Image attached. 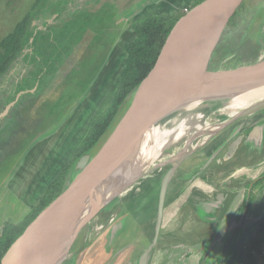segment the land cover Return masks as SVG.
<instances>
[{"label":"rangeland","instance_id":"obj_1","mask_svg":"<svg viewBox=\"0 0 264 264\" xmlns=\"http://www.w3.org/2000/svg\"><path fill=\"white\" fill-rule=\"evenodd\" d=\"M35 1L0 0V40L27 14L36 16L38 10L34 9ZM194 2L195 0H53V10L50 11L53 18H49L47 25L44 26V17L33 21L36 29L32 30L31 37H36L39 31H43V37H47L51 27L49 37L60 44L68 39V45L60 46L61 48L55 45L51 48V51L60 49L54 63L55 71L47 79L41 77L35 88L32 87L35 83L31 74L34 73L33 62L31 59L27 63L22 62L24 56L15 62L6 74L0 76V119H4V127L0 129V234L5 222H20L38 204L48 184L70 161L74 150L86 136L94 120L100 117L108 106L123 71V45L126 44L125 41L133 39L131 25L151 14L161 15L191 9ZM243 2L225 22L218 36L220 38L231 29V18H234L233 24L239 21L241 27L249 21L251 24L245 36L246 48L225 60L218 71L251 65L246 63V60L254 55L259 56L258 59L255 58V62L264 61V0ZM59 8L62 10L57 13ZM84 27L87 32H81ZM111 42L115 52L109 55ZM71 44L76 47L69 49ZM96 47L104 52L98 53L99 50H96L95 55H87ZM259 49H262L261 55ZM68 71L70 72L65 76ZM22 80L25 81L24 88L28 90L31 85L30 91L33 92H25L26 95L20 98L23 93L16 96V90ZM129 101L130 98L123 104L120 118L128 108ZM5 108H8L7 112ZM234 116L235 113L217 112L207 116L201 126L220 127ZM119 117L91 150V157H94L105 143ZM196 131L197 128L191 129L188 134L172 144L167 143L157 158L143 170V174L162 162L161 167L153 169L150 173L162 171L165 174L169 169L168 163H165L167 160L174 165L187 158L198 160L202 157L198 156L200 149L194 153H191V150L195 146L200 147L201 140L205 144L206 141L215 140L212 136L221 133L215 131L206 136L194 137ZM191 137L193 141L189 139ZM258 139L256 137L253 141L258 142ZM185 143L187 148L180 154ZM73 164L67 167L63 188L70 186L78 178L79 171L76 169V163ZM254 166L239 169L241 179L249 176L248 183L252 187L249 193L251 203L244 216V219L247 217L246 224L258 221L264 215V181L256 183L258 178L264 180V160ZM193 174L196 175V172ZM198 180L199 183L202 182V179ZM137 181L122 193H129ZM240 193L246 192L241 190ZM242 201L244 204V198L241 204ZM112 225L111 223L109 227ZM88 228L86 226L81 230L80 236L76 238L77 242H85ZM86 237L89 239V234ZM95 242L84 244V247H87L85 253L90 252L88 250L92 249ZM258 264H264V246L258 254Z\"/></svg>","mask_w":264,"mask_h":264},{"label":"water","instance_id":"obj_2","mask_svg":"<svg viewBox=\"0 0 264 264\" xmlns=\"http://www.w3.org/2000/svg\"><path fill=\"white\" fill-rule=\"evenodd\" d=\"M243 1L204 0L177 20L154 66L129 95L128 108L100 150L94 157L85 154L76 161L78 178L25 228L0 264H63L81 230L128 186L159 166H152L145 174L141 172L113 196L105 188L108 178L117 172L133 149L139 147L148 132L154 128H175L197 116L221 112L223 104L232 96L264 86V61L227 71H207L220 29ZM195 102L194 107L186 108ZM262 110L264 106L238 112L216 132L243 116ZM190 140L193 141V137ZM173 172L171 167L161 180L154 237L137 264H147L157 242L165 193Z\"/></svg>","mask_w":264,"mask_h":264},{"label":"crops","instance_id":"obj_3","mask_svg":"<svg viewBox=\"0 0 264 264\" xmlns=\"http://www.w3.org/2000/svg\"><path fill=\"white\" fill-rule=\"evenodd\" d=\"M212 138L200 145L204 157L173 164L158 241L147 264H219L246 196L240 191L249 182V176L241 179L239 169L264 160V110L237 119ZM211 154L215 158L199 183L193 173ZM161 172L147 173L110 203L118 217L75 264H137L154 237Z\"/></svg>","mask_w":264,"mask_h":264},{"label":"trees","instance_id":"obj_4","mask_svg":"<svg viewBox=\"0 0 264 264\" xmlns=\"http://www.w3.org/2000/svg\"><path fill=\"white\" fill-rule=\"evenodd\" d=\"M52 1L53 0H36L34 4L36 5L34 9L38 10L36 16L33 17L27 14L18 22L10 33L0 40V76L6 74L8 69L23 56L22 62L27 63L29 59H31L30 61L35 65V69H33L34 73H31L33 74L32 79L35 82H37L40 77H45L47 79L48 76H52L55 71L54 63L59 56L60 49L51 51V48H54L55 45H57L58 48H61L60 46L65 47L68 39H65L60 44L56 40L54 41L52 37H40L43 34L41 31L36 34V37H31L32 30L35 31L36 29V27L33 26V21L44 17L46 19L44 24H46L49 17L52 16V12L49 13L53 10ZM202 1L204 0H195L193 7ZM186 12L150 15L144 20L132 25L136 37L124 48L123 71L108 106L100 117L94 120L88 133L74 150L70 161L61 168L55 178L48 184L38 204L32 211L18 223L5 222L3 224L0 234V263L9 247L23 233L25 228L45 207L62 193L65 188H63V183L66 177L65 173L67 167H69L71 163L75 164L81 156L89 154L115 122V119L119 117L120 110L127 101L129 95L137 89L138 85L154 66L170 30L177 20ZM233 19L234 18H231L229 21V25L232 26L231 29L227 30L226 34L219 38L210 55L207 67L208 72L217 71L225 60L240 53V51L246 48L247 37L245 36L251 22L247 21V23L241 27L239 21L233 24ZM32 38L33 40L30 41ZM29 49H31L32 52H28ZM25 50L26 53L24 54ZM258 51L259 55H261L262 53L260 52H262V49ZM255 58L258 59L259 56H250V59L248 61L246 60V63H256ZM30 86L29 88L31 89L32 87ZM23 88L17 87L16 92L22 91ZM113 128L114 127H112V129ZM262 181L263 180L259 179L257 183H261ZM250 203L251 198L250 195H248L245 203L242 205V209H248ZM263 246L264 215L258 221L252 222L249 226L240 227L235 230L233 236L230 237V240L224 246L219 264H258V254L261 253ZM72 250L73 247H71L69 253L72 252ZM63 264H74L73 257L66 259Z\"/></svg>","mask_w":264,"mask_h":264},{"label":"bare ground","instance_id":"obj_5","mask_svg":"<svg viewBox=\"0 0 264 264\" xmlns=\"http://www.w3.org/2000/svg\"><path fill=\"white\" fill-rule=\"evenodd\" d=\"M194 104H196V102L188 105L186 108H192L195 106ZM262 106H264V86L252 91L245 90L232 96L226 103L223 104L221 110L219 111L232 114L241 112L251 107L259 108ZM215 113H217V111L206 113L200 117L197 116V118H194L189 122L185 121L175 128H154L148 132L144 136L139 147L133 149L129 158L120 163L117 172L108 178L105 188L110 191V196H113L127 184L133 182L137 176L157 158L161 150L168 142H175L178 138L188 134L190 130H193L194 128H197L196 133H194L196 136L193 135L194 137L206 136L209 133L217 131L219 125L201 126L203 120L207 116ZM200 142L202 143V140ZM183 152L184 150H182L180 154H183Z\"/></svg>","mask_w":264,"mask_h":264},{"label":"flooded vegetation","instance_id":"obj_6","mask_svg":"<svg viewBox=\"0 0 264 264\" xmlns=\"http://www.w3.org/2000/svg\"><path fill=\"white\" fill-rule=\"evenodd\" d=\"M62 1V0H61ZM61 8H59V9H57V13H60L61 12ZM184 11H186V9H184ZM184 11H182V12H184ZM49 13H51V12H49ZM51 15V14H50ZM151 15H153V14H151ZM50 17H52V16H50ZM49 17V18H50ZM53 18V17H52ZM49 20V19H48ZM49 21H47V23H48ZM47 23L46 24H44V26L45 25H47ZM133 25V24H132ZM132 25H131V31H132V35H133V39L131 40V41H125L126 42V44H124L123 45V48H122V50H123V53H124V48H125V46L127 45V44H129L130 42H132L134 39H135V32H134V30H133V28H132ZM51 25L49 24V27H50ZM87 29L84 27L82 30H81V32H84V31H86ZM43 34L40 36V37H43L44 36V32L43 31H41ZM51 32H52V29H51V27H50V32H49V34H47V37H49V36H51L50 34H51ZM87 32V31H86ZM38 33V32H37ZM41 34V33H40ZM121 38H124V37H121ZM32 40H33V38H32ZM76 44H77V42H76ZM68 45V41H67V44H66V46ZM109 46H110V49H109V52H108V54L109 55H111V54H114V49H113V47H112V42L109 44ZM70 47L71 48H69V49H74V47H76V45L75 44H71L70 45ZM68 49V50H69ZM67 50V51H68ZM96 50H99V52L98 53H103L104 51H101L100 49H97V47L95 48V49H93L92 51H88L89 53L87 54V55H95V51ZM29 51L30 52H32V50L31 49H29ZM84 56H86V55H84ZM83 56V57H84ZM33 69H35V65H33ZM72 70V69H71ZM70 70V71H71ZM70 71H68L67 73H66V75L65 76H67V74L70 72ZM41 78V77H40ZM40 78L38 79V81L37 82H35V84H38L39 82H40ZM24 84H25V81L24 80H22V81H20L19 83H18V87H24ZM33 85L34 86V88H35V86H37V85ZM32 86V87H33ZM31 89H25V88H23L22 89V91H18V92H16V96H17V94H20V93H23V94H21V97L20 98H22V97H24L25 95H26V93L25 92H27L28 93V91H30ZM31 92V91H30ZM25 93V94H24ZM15 98V97H14ZM20 98L18 99V100H20ZM9 103V102H8ZM7 103V104H8ZM236 114V113H235ZM236 116V115H235ZM232 119V118H231ZM230 120V119H229ZM4 119H0V129H2V127H4ZM237 120H235V121H233L230 125H228V126H226V127H224V128H222L220 131L222 132V131H224V130H226L228 127H230L234 122H236ZM226 122H224L223 124H225ZM2 125V126H1ZM219 131V132H220ZM184 148L185 147H183V149L182 150H184ZM200 149V150H199ZM197 150H199L198 151V156H205L206 154H205V146H202V147H198L197 148V146H195V148L194 149H192L191 150V153H194L195 151L197 152ZM201 158V157H200ZM213 158H215V154H211L208 158H207V160L206 161H203V163L197 168V171H195L196 172V175H195V177H196V179H198V178H200V179H202V180H204L205 179V171H206V169H207V167L209 166V164L212 162V160H213ZM162 164V163H161ZM161 164L159 165V166H157V167H161ZM167 165H169L170 167H169V169L171 168V167H173V164H167ZM166 165V166H167ZM157 170V169H156ZM262 176V175H261ZM264 177V176H263ZM259 179H261V178H258L257 179V181H259ZM257 181H256V183H257ZM264 181V180H263ZM251 189H252V187H251V184H247V187H246V189H245V192H246V197H248V195H249V193H251ZM165 195H166V193H165ZM246 197L244 198V201L246 200ZM164 202H165V200H164ZM112 204V203H111ZM242 205H243V202H242V204H241V207H240V209H239V215H238V219L235 221V223H234V226H233V230L230 232V234H229V236L231 237V235L233 236V234H234V232H235V230L236 229H238V228H240V227H247V226H249L252 222H254V221H252V222H250V224L248 223V224H246L245 222V220L247 219V217H246V219H244V216L247 214V211H248V209H242ZM111 205L109 204L108 206H106L103 210H102V212H100L92 221H91V223H89V225H88V233H87V235L89 234V239H87V235L84 237V240H85V242L84 241H82V242H80V241H78L77 242V239H76V242H74L73 243V250H72V252H70L69 253V255L67 256V258L66 259H68L69 257H73V259H74V264L76 263V261H77V258L85 251V249L87 248V247H84L85 245H86V243L88 242V243H92V242H94V241H97L96 239H98L99 238V236L106 230V228L107 227H109V225H111V223H113V221L118 217H116L115 215H113V213H114V210H112L111 209V207H110ZM163 209H164V206H163ZM242 209V210H241ZM115 212H116V210H115ZM97 218V219H96ZM112 221V222H111ZM240 223V225H238ZM235 224H237V227H235ZM160 229H161V227H160ZM159 233H160V231H159ZM79 236H80V233H79ZM78 236V237H79ZM93 236V237H92ZM158 237H159V235H158ZM230 240V238L229 239H227V241L225 240V242L227 243L228 241ZM157 241H158V238H157ZM79 242H80V244H79ZM84 242V243H83ZM157 243V242H156ZM85 244V245H84ZM223 249H224V247H223Z\"/></svg>","mask_w":264,"mask_h":264},{"label":"built area","instance_id":"obj_7","mask_svg":"<svg viewBox=\"0 0 264 264\" xmlns=\"http://www.w3.org/2000/svg\"><path fill=\"white\" fill-rule=\"evenodd\" d=\"M186 11H187V10H186ZM186 11H185V12H186Z\"/></svg>","mask_w":264,"mask_h":264}]
</instances>
